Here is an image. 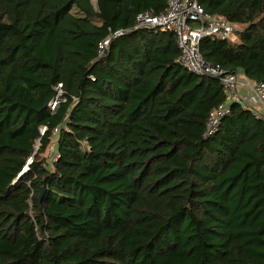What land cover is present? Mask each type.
<instances>
[{
	"label": "trees",
	"instance_id": "1",
	"mask_svg": "<svg viewBox=\"0 0 264 264\" xmlns=\"http://www.w3.org/2000/svg\"><path fill=\"white\" fill-rule=\"evenodd\" d=\"M199 3L237 27L206 61L263 82L264 0ZM166 6L0 0V264H264V123L206 134L220 79L135 27Z\"/></svg>",
	"mask_w": 264,
	"mask_h": 264
},
{
	"label": "built area",
	"instance_id": "2",
	"mask_svg": "<svg viewBox=\"0 0 264 264\" xmlns=\"http://www.w3.org/2000/svg\"><path fill=\"white\" fill-rule=\"evenodd\" d=\"M135 27H153L176 34L180 49L178 61L199 75H210L220 79L225 100L210 114L206 124V134H213L222 119L231 112V105L238 104L248 109L264 123V81L255 82L242 71L230 72L222 67L210 64L200 51L203 37L232 38L236 25L226 17L206 12L199 0H167L166 8L154 14L140 12ZM119 33V32H117ZM110 44V37L104 38L98 47L104 51ZM59 89V95L61 94ZM58 102L54 99L51 109Z\"/></svg>",
	"mask_w": 264,
	"mask_h": 264
},
{
	"label": "rangeland",
	"instance_id": "3",
	"mask_svg": "<svg viewBox=\"0 0 264 264\" xmlns=\"http://www.w3.org/2000/svg\"><path fill=\"white\" fill-rule=\"evenodd\" d=\"M56 136L57 135H55V137ZM48 152H49V160H51L54 157V154H53V152H54V146L51 147Z\"/></svg>",
	"mask_w": 264,
	"mask_h": 264
},
{
	"label": "water",
	"instance_id": "4",
	"mask_svg": "<svg viewBox=\"0 0 264 264\" xmlns=\"http://www.w3.org/2000/svg\"><path fill=\"white\" fill-rule=\"evenodd\" d=\"M27 168L24 169V171H26Z\"/></svg>",
	"mask_w": 264,
	"mask_h": 264
}]
</instances>
